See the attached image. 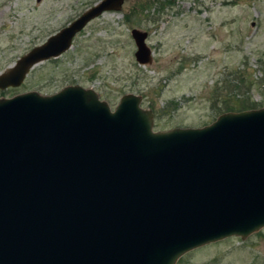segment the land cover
<instances>
[{
	"label": "water",
	"instance_id": "water-1",
	"mask_svg": "<svg viewBox=\"0 0 264 264\" xmlns=\"http://www.w3.org/2000/svg\"><path fill=\"white\" fill-rule=\"evenodd\" d=\"M123 2L93 3L0 72V88ZM130 34L149 62L148 32ZM152 115L138 94L111 108L79 84L1 97L0 264H175L264 228V106L165 130Z\"/></svg>",
	"mask_w": 264,
	"mask_h": 264
},
{
	"label": "rangeland",
	"instance_id": "rangeland-1",
	"mask_svg": "<svg viewBox=\"0 0 264 264\" xmlns=\"http://www.w3.org/2000/svg\"><path fill=\"white\" fill-rule=\"evenodd\" d=\"M96 1L0 0V72ZM146 1L101 12L67 50L34 63L19 85L0 88V98L79 84L114 108L122 94L135 93L155 130L208 124L240 110L242 100L245 109L264 106V0H170L138 13ZM132 27L148 32L149 62L134 57ZM175 264H264V228L197 247Z\"/></svg>",
	"mask_w": 264,
	"mask_h": 264
},
{
	"label": "trees",
	"instance_id": "trees-1",
	"mask_svg": "<svg viewBox=\"0 0 264 264\" xmlns=\"http://www.w3.org/2000/svg\"><path fill=\"white\" fill-rule=\"evenodd\" d=\"M169 1H170V0H147V1H146V4H140V7L137 8V12H138V13H139V12H142L144 9L151 7L153 4H154V5L159 4L158 6H159L160 8H162V7L164 6V4L168 3ZM159 7H158V8H159ZM124 19H129L127 13L124 15ZM224 103L227 104L228 102L224 100ZM247 104H248V103H247V100H242L241 103H240V109H245V108H247V107H248ZM229 109H231V107H228L226 110H229Z\"/></svg>",
	"mask_w": 264,
	"mask_h": 264
},
{
	"label": "flooded vegetation",
	"instance_id": "flooded-vegetation-1",
	"mask_svg": "<svg viewBox=\"0 0 264 264\" xmlns=\"http://www.w3.org/2000/svg\"><path fill=\"white\" fill-rule=\"evenodd\" d=\"M48 36H49V35H48ZM48 36H47V37H48ZM47 37H46V38H47ZM66 50H67V49H66ZM64 51H65V50H64ZM64 51H62V52H64ZM62 52H61V53H62ZM61 53H59L58 55H60ZM58 55H56V56H51V57H49V58L57 57ZM49 58H47V59H49Z\"/></svg>",
	"mask_w": 264,
	"mask_h": 264
}]
</instances>
